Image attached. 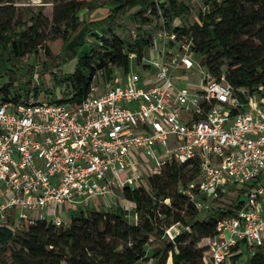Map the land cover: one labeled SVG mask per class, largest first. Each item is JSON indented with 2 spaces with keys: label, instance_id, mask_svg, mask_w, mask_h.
Masks as SVG:
<instances>
[{
  "label": "built area",
  "instance_id": "obj_1",
  "mask_svg": "<svg viewBox=\"0 0 264 264\" xmlns=\"http://www.w3.org/2000/svg\"><path fill=\"white\" fill-rule=\"evenodd\" d=\"M150 42L154 59L105 87L93 83L78 107L0 102V223L67 226L60 211L98 200L109 208L166 163L196 160L198 176L181 193L197 211L246 194L202 239L203 262L246 264L245 251L264 245V101L250 98L242 111L224 75L207 73L174 33L153 32ZM189 74L203 86H182ZM164 232L172 240L178 225Z\"/></svg>",
  "mask_w": 264,
  "mask_h": 264
},
{
  "label": "trees",
  "instance_id": "obj_2",
  "mask_svg": "<svg viewBox=\"0 0 264 264\" xmlns=\"http://www.w3.org/2000/svg\"><path fill=\"white\" fill-rule=\"evenodd\" d=\"M98 1L54 0L45 34L40 30L44 21L40 7L33 13L22 12L14 8L12 0H0V102L39 100L43 94L39 101L78 107L99 73L106 80H111L113 68L126 73L130 55L142 65L145 51L151 47L150 36L159 30L186 40L199 65L212 77L223 74L242 111L250 98L264 101V0H200L203 10L187 29L173 26L185 11L180 0H110L105 16L82 20L79 14L94 10ZM131 11L142 22L135 34L121 38L119 23ZM23 14L29 15L28 25L20 22ZM92 35L97 44L80 55ZM51 44L58 54L51 55ZM39 52L48 60L43 71L52 80L51 90L28 88L34 70L24 59ZM75 58L74 72L63 73L60 67ZM14 82L18 90L13 92ZM56 88L60 98L51 97ZM197 176L196 160L166 163L158 173L147 176L145 186L123 188L121 196L133 206L131 222L117 204L73 210L67 226L45 221L22 224L17 234L9 220L0 223V247L11 264H147L149 259L154 264H167L168 260L171 264H204L207 248L199 249L197 244L214 237L216 222L238 208L243 190H238L232 203L214 200L207 209L197 211L181 193ZM211 206L212 213L201 219L200 213ZM174 224L179 233L169 240L164 231ZM244 261L264 264V245Z\"/></svg>",
  "mask_w": 264,
  "mask_h": 264
},
{
  "label": "rangeland",
  "instance_id": "obj_3",
  "mask_svg": "<svg viewBox=\"0 0 264 264\" xmlns=\"http://www.w3.org/2000/svg\"><path fill=\"white\" fill-rule=\"evenodd\" d=\"M180 3L183 6V8H185V11L182 12V14L177 19L174 20L173 26L187 29L188 27H190L191 25H193L197 21V14L200 10H203V5H202L200 0H180ZM53 4H54V0H39V2H38V0H12V5L14 6V8L16 10H19L22 12L26 9L30 13H33L36 10V8H38V7H40L42 9L41 15L44 18V21H42V23H41L43 27L40 30H41V32H44L45 34H47V32H48L49 21L51 20V13H52ZM110 6H111L110 0H99L96 3V7L94 8V10L89 11V13H86V11H83L79 14V16L82 20H92V19H96V18H101V16L106 15L108 9H110ZM84 13L87 14L88 17L83 15ZM28 18H29L28 14H23L22 17L20 18V22H25L28 25V23H27ZM46 20L48 22L47 24H45ZM141 22L142 21L139 20V18H136L133 16V11H131L128 14V16H126L119 23L120 27L117 30V34L121 38H127L129 35L136 33V29L141 24ZM46 25H47V27H45ZM92 32H94V34H96L95 30H93ZM88 41H89V43L81 50L80 55H83L89 51V49H90L89 45H96L97 44V40L93 37V35H92V37L88 38ZM50 53H51V55L58 54L55 47H54V44L50 45ZM154 58H155L154 53L147 51V50L145 51V56L143 57L144 61H149V60H152ZM76 61H77L76 58L67 61L64 65H62L60 67V70L63 73L72 74L74 72V69H75ZM24 62L27 64H32L33 70H34L33 75L36 73V80L32 77L28 88L38 86L39 88H42V90H44V89L51 90L53 87L52 80L47 75H44V71H43V68H44L43 63L48 64V60L46 59L44 54L42 52H39L34 57H31V58L26 57L24 59ZM139 68H140V66L136 64L135 57L130 55L129 56L128 73L138 71ZM112 72H113V76H112L111 80H106L101 75V73H99V75H97L95 80H94L95 84L97 83L100 87L101 86L105 87L108 82L114 83V80H115L117 74L119 77L122 74L121 70H119V69L113 68ZM127 75L128 74H126V76ZM99 77H100L101 83H99ZM197 79L199 80L197 87L198 88L202 87L203 86L202 78L198 77V76H193V74L186 75V79H185L186 81L182 82L181 85L184 87H187L189 89H193L196 87L195 80H197ZM4 82H6V81L4 80ZM21 82H25V79H21ZM0 84H1V82H0ZM10 89H11V91L14 92V91L18 90V85L14 82L11 85ZM57 90H58L57 88L54 90V92L51 96L52 98H60L61 97V95L58 93ZM42 98H43V94L40 95L39 100H42ZM142 171L145 174H147V171H145L144 167H142ZM235 189H238V187L233 188V190H235ZM233 195H234V193H233ZM245 199H246V194H242L240 197V200L243 201ZM110 202L112 205L117 204V205L121 206L124 210H126V213H127L126 220L128 222H131L133 220V216L131 215L133 212V206H132V204L125 201L124 198L121 196V194H116V197L111 199ZM221 202L229 204L231 201L228 198H223V200H221ZM96 204L99 206V204H101V201L98 200ZM88 208H92V205H90V207H88ZM212 210H213V207L211 206V209L207 210L206 212L200 213V218L201 219H207L209 214L212 213ZM70 212L71 211H69V213ZM69 213H68V215L60 213L59 216L63 221H65L67 216H69ZM18 230L19 229L15 230L14 234H17ZM196 247L199 249H204L205 248V241L200 240V242L197 244ZM12 249L17 250L18 248L13 246ZM146 255L149 258L151 256V252L148 249H146ZM244 256L245 257L249 256V252L245 251ZM0 261L6 262V264H11V261L6 257V254L4 253V251L1 247H0ZM147 264H154V262L151 259H149Z\"/></svg>",
  "mask_w": 264,
  "mask_h": 264
},
{
  "label": "crops",
  "instance_id": "obj_4",
  "mask_svg": "<svg viewBox=\"0 0 264 264\" xmlns=\"http://www.w3.org/2000/svg\"><path fill=\"white\" fill-rule=\"evenodd\" d=\"M86 13H89V12H86ZM83 15H85V16H87V14H83ZM89 15V14H88ZM88 17V16H87ZM97 203V201H95L93 204H91L92 205V207H98V205L96 204ZM99 206H101V204H99ZM60 213H63V214H65L66 215V212L63 210V212H61L60 211ZM66 221L68 222L69 221V219H68V217L66 218Z\"/></svg>",
  "mask_w": 264,
  "mask_h": 264
}]
</instances>
